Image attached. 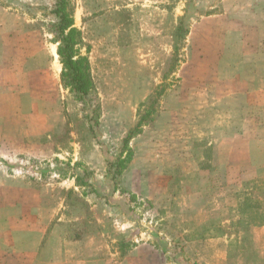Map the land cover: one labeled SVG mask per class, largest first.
I'll return each instance as SVG.
<instances>
[{"label":"rangeland","instance_id":"1","mask_svg":"<svg viewBox=\"0 0 264 264\" xmlns=\"http://www.w3.org/2000/svg\"><path fill=\"white\" fill-rule=\"evenodd\" d=\"M71 4L75 27L82 33L79 49L90 60L96 84L88 103L97 109V136L85 120V101L61 81L63 66L53 33L58 21L56 0H0V10L13 14V21H2L4 30L15 26L11 34L4 32V38L15 41L16 59H7L5 64L21 67L23 80L18 89L0 92V222L10 220L14 231L24 232L25 226L37 220L41 234L49 220L66 208V221L82 214L88 233L105 232L120 240L123 232L112 220L97 222V214H112L109 204L136 202L140 211H151L153 200L178 195L185 205L181 189L201 178L205 186L213 187L206 201L219 204L227 218L224 231L234 239L241 236L239 223L244 215L239 208L251 200L255 206V200L242 196L237 199L238 208L234 192L225 191L231 180L221 173L206 177L199 173V167L205 172L213 165V149L199 137L217 126L221 129L223 121L214 118L215 108L199 111L205 98L198 95V83L183 78L188 77L185 64L193 48L188 35L181 44V62L170 72L173 34L181 19L190 30L205 15L219 13L220 0H71ZM36 40V49L26 48V43ZM213 47H201L198 52L207 51L212 57L218 51L228 52L227 46ZM35 69L46 70L49 76L41 88L44 74L36 73L38 87L30 90L26 81H33ZM164 83L166 90L155 103L153 115L125 149L126 136ZM220 87L219 79L212 80L211 95L219 97L215 93H222ZM117 159L118 164L125 161V169L113 182L108 163ZM262 177L259 183L248 180L243 188L254 195L252 188L264 187ZM77 178L84 186L78 187ZM248 210L245 219L250 220L254 210ZM115 213L117 217L126 211L120 207ZM168 222L166 232L178 230ZM8 227L0 224V232L12 231Z\"/></svg>","mask_w":264,"mask_h":264},{"label":"crops","instance_id":"2","mask_svg":"<svg viewBox=\"0 0 264 264\" xmlns=\"http://www.w3.org/2000/svg\"><path fill=\"white\" fill-rule=\"evenodd\" d=\"M220 5L219 13H209L190 27L188 42L193 48L185 64L189 65L188 77L183 78L198 83V95L205 98L199 111L215 108L218 114L214 118L223 121L221 129L217 126L199 137L213 149L212 167L205 172L199 167V173L205 177L221 173L228 182L231 180L225 191L234 192V204L239 208L237 199L245 195L253 197L255 204L264 203V187L252 188L254 195L243 188L248 180L259 183L258 178L264 176V0H220ZM12 16L0 10V92L18 89L23 82L21 67L17 69L13 62L6 65L7 59H16V43L5 39L4 32L11 34L15 26L5 31L2 21H13ZM198 44L196 50L194 46ZM38 45L36 40L25 46L36 49ZM222 45L228 48V58L227 51H218L216 57L207 51L198 52L208 46L220 49ZM39 71L44 74L41 88L47 82L49 72L35 69L33 81H26L30 90L38 87ZM214 79L221 83L222 93H215L219 97L211 95ZM231 111L236 114L230 117ZM204 184L207 185L198 178L181 189L185 205L178 201V195L175 199L153 200L151 211H140L136 202L109 204L112 214H97V222L102 225L112 220L123 232L120 240L105 232L88 233L82 214L66 221V208L49 220L41 234L37 220L21 232L14 231L11 221L4 219L0 224L8 225L12 231L0 232V264H257L255 259L235 258L241 236L234 239L224 231L227 218L222 216L219 204L206 201L213 187ZM249 205L239 208L246 221L250 211L244 208L249 209ZM120 207L126 213L115 217ZM166 220L178 230L166 232L165 227L170 226ZM57 224L62 225L59 228ZM251 230L256 251L264 258V225L253 224Z\"/></svg>","mask_w":264,"mask_h":264},{"label":"trees","instance_id":"3","mask_svg":"<svg viewBox=\"0 0 264 264\" xmlns=\"http://www.w3.org/2000/svg\"><path fill=\"white\" fill-rule=\"evenodd\" d=\"M54 13L57 16V23L54 25L53 33L56 36V42L58 43V56L60 63L63 66L61 81L65 88L71 90L77 99L85 101L86 115L85 120L88 122L90 131L92 134L97 136V109L92 108L88 103V96L95 89V80L92 73V67L90 60L87 56L81 54L79 46L82 42V33L75 27L74 23V8L71 4V0H56V6ZM189 33V29L184 25V19H181L180 24L174 31V51L171 59L170 72L174 73L181 62L180 50L181 44L185 41L186 36ZM167 76L165 75V78ZM166 90V83L161 86L160 89L156 90L150 98L152 103L145 111L135 128L132 129L124 140L125 149L128 147L130 141L142 131V127L146 121L151 118L154 113L155 103L158 102L159 98L164 94ZM125 161L121 160L118 164L109 160L108 163V174L110 180L117 182L118 176L122 175L125 167ZM82 179V178H81ZM82 181V180H81ZM84 181L80 182V178H77V183L83 185ZM249 209L254 210V217L250 220H242L239 223L243 233L241 235L240 243L235 249V258L237 259H255L257 264H264V258H260L256 251V246L252 237V225H264V203L253 205V202H249ZM246 210V207L244 208ZM248 210V209H247Z\"/></svg>","mask_w":264,"mask_h":264}]
</instances>
